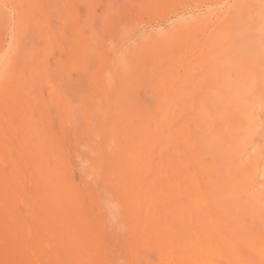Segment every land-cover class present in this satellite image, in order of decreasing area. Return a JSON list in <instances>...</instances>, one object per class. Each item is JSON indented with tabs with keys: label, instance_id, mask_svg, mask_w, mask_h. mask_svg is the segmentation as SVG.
<instances>
[{
	"label": "bare ground",
	"instance_id": "1",
	"mask_svg": "<svg viewBox=\"0 0 264 264\" xmlns=\"http://www.w3.org/2000/svg\"><path fill=\"white\" fill-rule=\"evenodd\" d=\"M12 1L19 18L7 40L0 24V264H43L38 253L45 246L43 232L58 239L70 264H250L239 250L248 239L239 224V215L247 210L240 189L246 182L264 184V0L171 1L172 8L204 7L192 27L209 28L205 43L195 41L189 48L196 51L193 65L200 76L195 81L189 71L178 88L170 87L181 108L175 110L176 104L166 97L159 103V119L147 114L138 120L128 149L117 161L113 183L121 192L122 212L130 217L132 238L120 251L107 241L102 223L59 170L62 150L54 154L43 137L28 133L31 119L24 118L18 126L22 134L8 128L3 109H21L27 103V75L30 83L34 76H43L52 103L68 122L89 115L80 83L69 79L65 85L57 71L38 65L39 50L24 36L29 5ZM141 4L153 9V0ZM93 33L89 25L83 37L63 31L48 39L69 48L70 63L92 83L97 81ZM236 34L245 36L242 45L235 43ZM119 60L127 69L123 56ZM97 106L103 111L102 103ZM98 145L91 151V184L107 165ZM19 204L28 209L26 221Z\"/></svg>",
	"mask_w": 264,
	"mask_h": 264
},
{
	"label": "rangeland",
	"instance_id": "2",
	"mask_svg": "<svg viewBox=\"0 0 264 264\" xmlns=\"http://www.w3.org/2000/svg\"><path fill=\"white\" fill-rule=\"evenodd\" d=\"M171 1L153 0L151 9L142 6L144 0H25L29 5L26 12L29 29L24 36L32 38L39 50L38 65L43 63L57 71L65 85L69 79L80 83L87 94L89 115L75 123L68 122L67 116L52 103V92L44 84L43 76H34L30 83L27 75V103L21 109H3L12 126L8 128H17L18 134H22L18 126L24 118L31 119L28 133L43 137L54 154L62 150L59 170L75 185L81 201L96 221L102 223L100 230L107 241L119 251L123 245L128 246L132 238L130 217L122 212L121 192L113 183L117 161L128 149L129 136L135 133L140 120L147 114L157 119L161 117L159 103L166 97L176 104L175 110L181 108V100L170 92V87L178 88L189 71H193L195 81L200 76L193 65L197 60L196 51L189 48L195 47V41L199 46L205 43L203 35L209 28L192 27L205 13L204 7L180 5L172 8ZM0 8L3 12L0 24L5 25H2V37L7 40L19 18V8L12 0H4ZM238 20L235 15L233 26L236 30ZM89 25L94 28L90 39L97 81L93 83L80 67L70 63L72 51L69 48L48 40L63 31L69 36L83 37ZM244 40L245 36L236 34L237 45H242ZM121 56L127 69L119 63ZM21 69L18 65L16 75H20ZM107 75H110L108 83ZM97 103L103 104V111L98 109ZM18 140L21 144V138ZM97 145L107 165L98 181L91 184L87 176L93 164L91 151ZM261 181L246 182L240 189L247 210L239 215V224L248 239L239 250L250 264H264V251L261 250L264 248V184H260ZM18 209L26 221L28 209L22 204ZM141 230L139 225L135 230L137 238ZM40 240L45 245L43 252H38L43 264H70L57 238L43 232Z\"/></svg>",
	"mask_w": 264,
	"mask_h": 264
}]
</instances>
